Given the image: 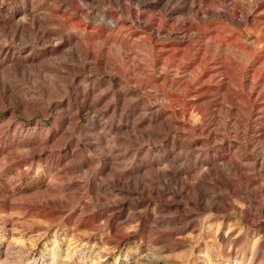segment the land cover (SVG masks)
<instances>
[{"label": "rangeland", "instance_id": "1", "mask_svg": "<svg viewBox=\"0 0 264 264\" xmlns=\"http://www.w3.org/2000/svg\"><path fill=\"white\" fill-rule=\"evenodd\" d=\"M70 2V0H0V21L9 20L12 12L18 8L27 9L28 13L32 12L45 20L47 29L59 34L46 38L42 43H35L32 37L18 39L0 35V43L12 48V54H9L11 59L35 54L38 58L37 62L54 64L62 61L64 60L62 57H67V54L62 51L51 52V44L59 41L60 36L63 39L69 36L71 43L64 49L70 47L88 49L87 51L94 53L95 57L89 58L87 62L99 64L100 69L79 71L77 76L85 75L88 81L77 84V91L73 90V85H70L69 93H64V82L48 72L49 75L45 72L47 77L43 78L44 83L37 78H22L12 74L8 80L10 85L21 95L31 97L37 103V111H26L22 114L0 93V128L2 127L0 148L9 156L7 161L0 155V196L3 191L15 202L28 200L26 205L15 203L12 205L0 198V264H264V166L261 164V153L264 152L262 147L264 145V102H262L264 76L259 77L253 70L254 68L258 70V65L251 66L250 69L247 67V63L260 64L261 60L257 62L261 55H264V18L259 20L258 28L252 23L254 16L259 14L264 16V7L262 9L257 7L264 0L225 2L196 0L194 6L196 10L202 12V20L191 29L178 27L174 22L177 15L163 21L168 9L175 6L169 0H163L152 10L139 8L138 0H119L111 3L104 0H95V2L73 0L75 6H70ZM191 3V1L187 2L188 5ZM235 4L247 13L246 33H242V30L230 21L212 14V12L227 11V8L230 9ZM59 6L62 7L63 12L53 13L50 10ZM125 6L128 7L127 11ZM241 8L234 13L237 19L244 14L239 11ZM70 13L83 18L87 27L82 29L73 22L67 21L70 19ZM112 15L119 20V24L112 23L110 18ZM188 16L185 10L176 19H189ZM212 19H215V23L208 24L213 21ZM100 22L103 25H100ZM9 23L7 21L4 25ZM94 24L99 25L100 28L106 25L107 29L102 31L92 28ZM144 25H149L151 32L160 25L161 30L164 31L160 34L161 40L166 39V32L172 30L174 33L177 32L181 39L185 36L187 39L191 38L192 47L182 48L185 52L179 50L171 52L169 47H156L154 38L148 43L139 40L138 36L132 35V32L136 29L141 30ZM81 30L85 32L82 33ZM115 34L118 36L116 37ZM90 35L95 37L89 39ZM237 39L250 46L248 49L250 53H246L242 48L229 46L231 42L236 44ZM128 46L133 53L126 50ZM199 48L202 50L197 54ZM21 50L24 51L23 54H20ZM192 55L202 57L205 61L213 56L214 60L211 64H216L217 69L215 74L217 76L206 84L211 86V90L207 92V99L212 105L205 122L207 124L204 126L205 130L199 129L203 120L193 111L194 106L186 105L185 108H188L189 113L183 116L182 121L187 123L190 129L188 126L184 129L173 125V128L165 131L162 136H150L148 131L155 130L156 124L164 123L170 116L175 120L179 119L178 112L182 105L169 99V93L184 94V86L177 84L172 86L169 80L170 77L182 74L184 81L195 80L196 73L193 70L176 67V64H186V57ZM233 61L239 65L234 66L235 76L231 79L223 66L225 64L231 66ZM67 63L77 64L71 59ZM116 65L126 72L131 70L132 73L125 77L121 72L113 69ZM197 70L200 72L203 67L199 65ZM154 75L160 79L152 80ZM110 81L115 83L114 87ZM240 81L243 86L238 87L236 83ZM197 86L200 87V84ZM57 87H61L63 91H56ZM107 87L116 91L130 89L137 95L126 98L122 96L117 100L110 97L101 101L105 104L110 99H114L113 101L118 103V110L106 116H97L98 126H94L87 119L92 118V112L90 109L85 110L83 106L93 105L97 101V95L103 91L102 88ZM202 88L200 93L205 91V88L208 89ZM87 91L90 93L83 96L82 94H86ZM48 96L52 97L51 105L48 103ZM129 98H133L132 101H126ZM189 98L195 100L196 95L190 94L187 96V99ZM56 101L63 105L55 108ZM101 103L95 108H101ZM199 103L202 106L208 105L205 100ZM150 105L153 109H145ZM163 108L171 109V112L153 121L154 113L161 112ZM12 111L16 112L20 121L10 127L7 126V122L10 121ZM142 119L147 122L138 125ZM135 123L136 128L125 127ZM117 124L121 125V129L115 130L116 133L107 131L108 126ZM49 130L56 133H49L50 143H43V138ZM115 135L122 138L118 141L114 140ZM20 141H29L33 144L34 156L21 152L20 147L17 146ZM227 143H231L232 147H226ZM105 146H115L111 155H106ZM26 156L32 159L26 160ZM222 156L226 159H220ZM206 160L211 163L209 168L214 171L221 170L224 178L216 181L212 176L205 177L201 191L208 195L202 198L198 197L194 190L175 196L174 182L169 183L165 188L163 182L154 175L157 168L170 163L172 168L182 170L174 181L177 179L185 181L204 168L203 164ZM225 161L229 164H225ZM47 164L49 170L46 169ZM124 170H131V173L125 176L127 179L121 175L122 184L117 188L126 190L130 188L132 193L120 194L107 185L109 180H115ZM23 171L26 173L22 175ZM129 180L133 183L129 184ZM140 181L142 185L139 184ZM42 193L52 194L54 202L45 204L42 200H37V196Z\"/></svg>", "mask_w": 264, "mask_h": 264}, {"label": "bare ground", "instance_id": "2", "mask_svg": "<svg viewBox=\"0 0 264 264\" xmlns=\"http://www.w3.org/2000/svg\"><path fill=\"white\" fill-rule=\"evenodd\" d=\"M71 2L69 3L70 6H75L73 5L72 1L73 0H70ZM85 2V1H91V2H95V0H82V2ZM106 2H116V1H119V0H104ZM163 0H138L137 2V5L139 6V8H145L147 10H152L156 7H158V5L162 2ZM171 2H173L175 4L174 7L172 8H169L168 9V12L165 13L164 17H163V21L169 19V17H173V16H178L179 14H182L185 10L188 12L189 14V19H183V20H180V19H176L177 16L174 18V22L176 23V25H178V27H181V28H185V29H191L192 27L196 26L197 22L198 21H201L202 20V12L200 10H196L195 9V6H194V3L196 0H169ZM188 1H191L192 3L190 5L187 4ZM200 2H202L203 0H199ZM220 2H225L227 0H219ZM261 1V0H260ZM36 2V1H35ZM54 2V1H53ZM64 2H67V1H64ZM128 2V1H127ZM232 2V1H231ZM38 3V2H37ZM119 3V2H118ZM22 4V3H21ZM63 4V3H62ZM213 4V3H212ZM2 5V4H1ZM61 5V3H60ZM97 5V4H96ZM121 5V4H120ZM229 5V4H228ZM56 6V5H55ZM94 6V5H93ZM173 6V5H172ZM96 7V6H95ZM115 7V6H113ZM257 7H261V9L264 7V2H261L260 4H258ZM76 8V7H75ZM111 8V7H110ZM241 8L239 5H234L232 8L230 9H226L227 11H224V12H221V13H215V12H212L213 15L215 16H218V17H221V18H224L228 21H230L232 24H235L237 25L241 30H242V33H246L247 32V28H248V17H247V13L244 12V10L241 8V10L239 11H242L244 12V14L240 17V19H237L235 18L234 16V13L237 12V10ZM120 9V8H119ZM51 11H53V13H60V12H63L62 10V7L59 6L57 8H50ZM66 10V9H65ZM98 10V9H97ZM125 10L127 11L128 10V7L125 6ZM28 10L27 9H19L18 10H15L14 12H12V15L11 17L9 18V20H1L0 21V35L1 36H5L7 38L9 37H16L18 39H21V38H33L34 42L35 43H42L46 38L52 36V35H59L57 32H54V31H51L49 29H47L45 27L46 25V21L43 20L39 15H35L34 13L30 12L28 13L27 12ZM49 11V10H48ZM72 12V10H71ZM74 12V11H73ZM97 12V11H95ZM120 12V11H119ZM65 13V11H64ZM78 13V12H77ZM84 13V12H83ZM262 13V12H261ZM5 14H8V13H5ZM71 14V13H70ZM93 14V13H92ZM259 14V13H258ZM54 15V14H53ZM82 15V14H81ZM110 15V14H109ZM262 15V14H261ZM10 16V15H9ZM43 16V15H42ZM61 16V15H60ZM64 16V15H63ZM57 17V16H56ZM204 17V16H203ZM70 19L67 20V21H71V23L73 22L74 24H76L77 27H81L82 29H85L87 27V23L85 22V20L81 17L76 16L73 14L70 15L69 17ZM85 18H87V15L85 16ZM110 18L112 19V23L114 24H119V20L115 19V17L112 15L110 16ZM214 18V17H213ZM216 18V17H215ZM261 18H264V16H254V19L252 21V23L254 24V27L258 28L259 25V20ZM59 19V18H58ZM99 19V18H98ZM91 20V19H90ZM213 20V19H212ZM215 20V19H214ZM213 21H210L208 22V24H212ZM7 21H9V25H4V23H6ZM87 21V20H86ZM94 21V20H93ZM102 21V20H101ZM96 22V21H95ZM94 22V23H95ZM107 22V21H106ZM261 22V21H260ZM103 23V21H102ZM101 22H100V25H103ZM215 23V22H214ZM218 23V22H217ZM70 24V23H69ZM169 24V23H168ZM220 24V23H218ZM73 25V24H72ZM122 25V23H121ZM74 26V25H73ZM198 26H199V23H198ZM204 26V25H203ZM263 26V25H262ZM68 27V26H67ZM119 27V26H118ZM133 27V26H132ZM131 27V28H132ZM175 27V26H174ZM205 27V26H204ZM210 27V26H209ZM70 28V27H69ZM80 28V29H81ZM92 28H96V29H100V30H106L107 27L106 25L105 26H102L101 28L99 27V25H95L92 27ZM171 28V27H170ZM77 29V28H76ZM115 29V28H114ZM123 29V28H122ZM126 29V28H125ZM202 29V28H201ZM208 29V28H207ZM253 29V28H252ZM110 30V29H109ZM118 30V29H117ZM213 30V29H212ZM92 31V30H90ZM98 31V30H97ZM131 31V30H130ZM215 31V30H214ZM82 32V30H81ZM85 32V31H84ZM82 32V33H84ZM108 32V30H107ZM164 31L161 30V26L159 25V27L154 30V31H150V26L149 25H144L142 27L141 30H133L132 32V35L133 36H138L139 40H143L145 42H149V40L151 38H154V42H155V45L156 47H161V48H165V47H169L171 52L172 51H180V52H185L182 48H186V49H191L192 47V40L191 38L187 39L186 36L185 37H182L179 38L178 35H177V32L174 33V31H167L166 32V39L164 40H161L159 38H161V33H163ZM253 32V31H252ZM112 33V32H111ZM127 33V32H126ZM130 33V32H129ZM193 33V31H192ZM96 34V33H95ZM110 34V33H109ZM186 34V32H185ZM200 34V33H199ZM205 34V33H204ZM203 34V35H204ZM226 34V33H225ZM231 34V33H230ZM229 34V35H230ZM116 35V34H115ZM195 35V34H194ZM73 36V35H72ZM80 36V35H79ZM118 35H116L117 37ZM160 36V37H159ZM192 36V35H191ZM198 36V35H197ZM214 36V35H213ZM78 37V36H77ZM95 36L93 35H90L88 38L89 39H93ZM120 37V36H119ZM118 37V38H119ZM205 37V35H204ZM209 37V36H208ZM106 38V37H105ZM123 38V37H122ZM136 38V37H135ZM202 38V37H201ZM212 39V37H210ZM82 39V38H81ZM125 39V37H124ZM209 39V38H208ZM80 40V38H79ZM98 40V39H97ZM102 40V38H101ZM111 40V39H110ZM122 40V39H121ZM197 40V39H196ZM210 40V39H209ZM208 40V41H209ZM228 40V39H227ZM241 40V39H240ZM239 39H237L236 41V44L234 42H231V44H229V46H236L238 49L239 48H242L246 53L250 51L248 50L250 48V46H248V44L240 41ZM94 41H96V39H94ZM128 41V40H127ZM133 41V40H132ZM137 41V40H136ZM195 41V40H194ZM214 41V40H213ZM212 41V42H213ZM255 41V39H254ZM99 42V41H97ZM105 42V41H104ZM123 42V41H122ZM8 43V42H7ZM71 43V39L70 37L68 36V38H65L63 39L62 36L59 37V41H57L56 43H53L51 44V52L53 51H62L63 53L67 54V57H62L64 60L62 61H59V62H54V64H47L45 61L43 62H37L38 58L37 56H35V54L33 55H24L22 57H17V58H14V59H11L9 57V54H12V48L10 47H6L5 45H3V43L1 44L0 43V93L2 95V97L4 99H6L8 101V103L10 105H14L16 106L20 112L23 114L24 112H32V111H37L36 109V106H37V103L34 102V100L31 98V97H27V96H24V95H21L19 92H17L13 87L12 85H10L9 83V78L12 74H15L16 76H19V77H22V78H37V80H39L41 83H44L45 80H43L44 77H47L46 75L49 73L51 74L52 76L56 77V78H60L63 82H64V93H69L70 92V85H73L74 89L73 90H76L77 91V84L81 83L83 84V82H87L88 79L84 76L82 77H78L77 76V73L79 71H83V70H86V69H90V70H97L99 69V64H91L89 62H87V60L89 58H93L95 57V54L94 53H91L87 50H83V49H79V48H76V47H70L68 49H64L66 46H68L69 44ZM91 43V42H90ZM111 43V42H110ZM116 43V42H115ZM131 43V42H130ZM135 43V41H134ZM202 43V42H201ZM204 43V42H203ZM208 43V42H207ZM219 43V42H218ZM257 43V42H256ZM94 44V42H93ZM11 45V44H10ZM30 45V44H29ZM47 45V44H46ZM45 45V46H46ZM76 45V44H75ZM78 45V44H77ZM100 45V44H99ZM112 45V44H111ZM211 45V44H209ZM219 45V44H218ZM33 46V45H32ZM41 46V45H40ZM113 46V45H112ZM122 46V45H120ZM139 46V45H138ZM146 46V45H145ZM100 47V46H99ZM109 47V46H108ZM137 47V46H136ZM98 48V47H97ZM96 48V49H97ZM106 48V47H105ZM111 48V47H109ZM168 48V49H169ZM217 48V47H216ZM225 48V47H224ZM20 49V48H19ZM30 49V48H28ZM32 49V47H31ZM102 49H103V46H102ZM159 49V48H158ZM210 49V48H209ZM229 49V48H228ZM232 49V48H231ZM64 50V51H63ZM101 50V49H100ZM126 50L132 52V49L131 47H127ZM141 50V49H140ZM201 48H199L197 54H200L201 53ZM226 50V49H225ZM242 50V51H243ZM259 50V49H258ZM15 51V50H14ZM28 50H26L27 52ZM159 51V50H157ZM213 51L215 52L216 50L213 48ZM241 51V52H242ZM25 52V54H26ZM35 52V51H34ZM139 52V51H138ZM161 52V51H160ZM163 52V50H162ZM161 52V53H162ZM165 52V51H164ZM213 52V53H214ZM233 52V51H232ZM240 52V51H239ZM253 52V51H252ZM264 52V51H263ZM24 51H20V54H23ZM29 53V52H28ZM27 53V54H28ZM108 53V52H107ZM133 53V52H132ZM140 53V52H139ZM179 53V52H178ZM225 53V52H224ZM175 54V53H174ZM207 54V53H206ZM232 54V53H230ZM160 55V54H159ZM170 55V54H169ZM218 55V54H217ZM221 55V54H220ZM228 55V53H227ZM239 55V54H238ZM246 55V54H245ZM40 56V55H39ZM156 56V54H155ZM158 56V55H157ZM176 56V55H175ZM183 56V55H181ZM185 56V55H184ZM204 56V54L202 55ZM236 56V55H234ZM253 56V55H252ZM257 56V55H256ZM50 57V56H49ZM129 57V55H128ZM196 57V56H195ZM193 55L192 56H187L186 57V60H187V63L186 64H176V67L178 69H181V68H187V69H190V70H193L195 73H196V76H194V81L190 79L191 82H187V81H184L185 78L184 77H181V76H173V77H170V80H169V83L172 84V86L174 84H177L178 86H184V94L183 93H169V99L171 100H174L176 102H178L179 104L182 105V108L181 110H179L178 112V117L179 119L178 120H175L173 116H170L168 119H166V121L163 123V122H160L158 124H156L155 126V130H150L148 131L150 136H162V134H164L165 131H168L170 130L171 128H173V125H178V128H184L186 129L187 126L189 127L190 129V126L183 122L182 121V118L184 115H186V113L189 111L185 108L187 107L186 105H190L191 107L194 106L195 109H193L194 112H196V114H198L200 116V118L203 120V124H200L199 126V129L201 130H205L206 127H204L205 125H207L205 122L207 121V117H208V112H209V108L210 106L212 105L211 102L207 99V92L209 91V89L211 90V86H206V84L210 83L212 78H214V76H217L215 75L216 72H217V69L215 68V65L216 64H211L212 61L214 60V57L213 56H210L208 57L207 61H205V59H203L202 57H196L195 58ZM237 57V56H236ZM244 57V56H243ZM250 57V56H249ZM97 58V57H96ZM99 58V57H98ZM207 58V57H206ZM248 58V57H247ZM50 59V58H49ZM72 60L74 61L75 63L77 64H68L67 61L68 60ZM132 59V58H131ZM157 59V58H156ZM164 59V58H163ZM170 59V58H169ZM217 59V58H216ZM219 59V58H218ZM249 59V58H248ZM256 59V58H255ZM15 60V61H14ZM140 60V58H139ZM173 60V59H172ZM171 60V61H172ZM222 60V59H221ZM254 60V59H253ZM258 60V59H257ZM261 60V63L263 64H248L247 63V67H251V66H254V65H258L259 69L257 70L256 68H254L253 70L256 72V74L259 76V77H263L264 76V55H261L259 61L257 63H259ZM129 61V60H128ZM135 61V60H134ZM182 61V60H181ZM216 61V60H215ZM218 61V60H217ZM223 61V60H222ZM243 61V60H242ZM247 61V60H246ZM251 61V57L249 59V62ZM9 62H12L11 65H8V66H5L6 64H8ZM256 62V61H254ZM179 63V62H178ZM197 63H201V64H197ZM206 63V64H205ZM217 63V62H216ZM221 63V62H220ZM128 64V63H127ZM126 64V65H127ZM135 64V63H134ZM165 64V63H163ZM110 65V64H109ZM130 65V64H129ZM172 65V64H171ZM174 65V64H173ZM172 65V66H173ZM201 65V67H203V70L202 71H198L197 68L198 66ZM221 65V64H220ZM235 65H239L236 61H233V64L231 66L225 64L223 67L225 69V72L231 77V79L233 78V76H235V74H233V70H234V66ZM260 65V66H259ZM111 66V65H110ZM133 66V65H132ZM131 66V67H132ZM219 66V65H218ZM221 67V66H220ZM112 68V67H111ZM158 68V67H157ZM109 69V68H108ZM113 69L117 70L118 72H121L124 76L127 75V74H131V70L129 72H126L125 70H123L122 68L118 67L117 65L113 67ZM130 69V68H129ZM139 69V68H138ZM143 69V68H141ZM147 69V68H145ZM166 69V68H165ZM172 69V68H171ZM240 69V68H239ZM250 69V68H249ZM100 70V69H99ZM170 70V69H169ZM107 71V70H106ZM141 71V70H140ZM143 71V70H142ZM163 71V70H162ZM173 71V70H172ZM45 72L47 74H45ZM193 72V73H194ZM221 72V71H220ZM142 73V72H141ZM166 72H164L165 74ZM170 73V72H169ZM180 73V72H178ZM187 73V72H186ZM189 73V72H188ZM250 73V71H249ZM254 73V72H253ZM48 74V75H49ZM120 73H118L119 75ZM136 74V73H135ZM158 74V73H157ZM167 74V73H166ZM248 74V73H247ZM169 75V74H168ZM172 75V73L170 74ZM185 75V74H184ZM193 75V74H191ZM227 76V75H226ZM89 77V76H88ZM126 77V76H125ZM135 77V76H134ZM228 77V76H227ZM192 78V77H191ZM205 78H208L207 80ZM258 78V77H257ZM135 79V78H134ZM147 79V78H146ZM160 78L156 75L153 76V79L154 81H157L159 80ZM167 79V77L165 78ZM244 79V78H243ZM21 80V79H20ZM197 80V81H196ZM221 80V79H220ZM245 80V79H244ZM32 81V80H31ZM166 81V80H165ZM164 81V82H165ZM196 81V82H195ZM213 81V80H212ZM246 81V80H245ZM17 82V81H16ZM122 82V80L120 81V83ZM217 82V81H216ZM253 82V80H252ZM21 83V82H20ZM110 83H112V86L114 87L115 83L113 81H110ZM158 83V82H157ZM22 84V83H21ZM89 84V83H88ZM108 84V83H107ZM142 84V83H141ZM199 85L200 84V87H196V85ZM24 85V84H23ZM40 85V84H39ZM38 85V86H39ZM85 85V83H84ZM118 85V84H117ZM126 85V83H125ZM130 85V84H129ZM137 85V84H136ZM158 85V84H156ZM160 85V84H159ZM210 85V84H209ZM212 85V84H211ZM236 85L239 87V86H243V83L242 81H240L239 83H236ZM255 85V84H254ZM253 85V86H254ZM264 85V84H263ZM83 86V85H82ZM110 86V85H108ZM127 86V85H126ZM22 87V86H21ZM85 87V86H84ZM87 87V85H86ZM201 87H207L208 89L205 88V91H203L202 93H200L201 91ZM225 87V86H224ZM252 87V86H251ZM259 87V86H258ZM27 88V87H26ZM37 88V87H36ZM122 88V87H121ZM130 88V87H129ZM139 88V87H138ZM176 88V87H175ZM179 88V87H178ZM182 88V87H181ZM179 88V89H181ZM202 88V89H203ZM254 88V87H253ZM24 89V88H23ZM45 89V88H43ZM60 89V90H59ZM63 89L61 87H57L56 88V91H63ZM119 89V88H118ZM216 89V88H214ZM222 89V88H221ZM22 90V89H21ZM103 91H101L96 97H97V101H95V103L93 105H85L83 106V108L86 110V109H90V111L92 112V118H87L89 120V123H92L94 124V126H98L97 122H96V117L99 116V115H107L108 113H113V112H116L118 110V103L114 102L115 100L114 99H119L120 97H129L131 95H137V93L133 90H130V89H124V90H113L111 87H107L105 89L102 88ZM161 90V89H160ZM218 90V89H217ZM220 90V89H219ZM252 90V89H251ZM261 90V89H260ZM23 91V90H22ZM79 91V90H78ZM91 91V90H90ZM90 91H87L86 94H81L83 96H86L90 93ZM149 91V90H148ZM174 91V90H173ZM183 91V90H182ZM221 91V90H220ZM253 91V90H252ZM28 92V91H27ZM43 92V91H42ZM158 92V91H157ZM215 92V91H214ZM247 92V91H246ZM260 92V91H259ZM34 93V92H33ZM73 93V92H72ZM252 93V92H251ZM263 93V92H261ZM79 94V93H78ZM97 94V93H95ZM161 94V92H160ZM190 94H195L196 95V99L193 100L191 98L187 99V96H189ZM199 94V95H198ZM215 94V93H214ZM229 94V93H228ZM28 95V94H26ZM51 95V94H50ZM159 95V94H157ZM239 95V94H238ZM243 96L245 94H242ZM262 95V94H261ZM153 96V94H152ZM213 96V95H212ZM229 96V95H228ZM246 96V95H245ZM258 96V95H257ZM110 97L114 98V99H110L107 103L105 104H102L101 101H104L106 99H109ZM164 97V95H163ZM224 97V96H223ZM252 97V95H251ZM256 97V96H255ZM260 97V96H259ZM66 98V97H65ZM84 98V97H83ZM93 98V97H92ZM139 98V97H138ZM155 98V97H154ZM257 98V97H256ZM35 99V98H34ZM38 99V98H37ZM95 99V97H94ZM133 98H129L127 99L126 101H132ZM234 99V98H233ZM47 100H48V103L51 105L52 104V97L48 96L47 97ZM73 100V99H72ZM87 100V99H85ZM114 100V101H113ZM146 100V99H145ZM201 100H205V102L208 104L207 106H202L201 103H199V101ZM214 100V99H213ZM225 100V99H224ZM237 101V100H236ZM57 102V101H56ZM87 102V101H86ZM120 102V100H119ZM147 102V101H146ZM161 102V101H160ZM175 102V103H176ZM215 102V101H214ZM213 102V103H214ZM264 102V101H262ZM73 103V102H72ZM75 103V102H74ZM102 104V107L101 108H95L96 105H99V104ZM144 103V102H143ZM222 103V102H221ZM261 103V102H260ZM40 104V103H39ZM83 104V103H82ZM90 104V103H89ZM92 104V103H91ZM177 104V103H176ZM178 104V106H179ZM215 104V103H214ZM213 104V105H214ZM45 105V104H44ZM63 104H60V103H55L54 104V107L55 108H58V107H61ZM79 105V104H78ZM81 105V104H80ZM120 105V104H119ZM144 105V104H143ZM258 105V103H257ZM70 107L72 105H69ZM82 106V105H81ZM225 106V105H224ZM41 107V106H40ZM122 107V105H121ZM128 107V106H127ZM144 107V106H143ZM223 107V105H222ZM238 107V106H237ZM262 108V107H261ZM79 109V108H78ZM141 109V108H140ZM145 109H153V107L150 105V106H147L145 107ZM190 109V108H189ZM232 109V108H231ZM5 110V109H4ZM228 110V109H227ZM233 110V109H232ZM17 111V110H16ZM45 111V110H44ZM59 111V110H58ZM161 112H157L154 113V120L153 121H157L159 118L169 114L171 112V109H166V108H163L162 110H160ZM252 111V110H251ZM192 112V111H191ZM190 112V114H191ZM221 112V111H220ZM231 112V111H230ZM262 112V111H261ZM71 113V112H70ZM74 113V112H73ZM76 113V112H75ZM126 113V112H125ZM34 114V113H33ZM38 114V113H37ZM86 114V113H85ZM236 114V113H235ZM63 115V114H62ZM77 115V114H76ZM84 115V114H83ZM118 115V114H117ZM192 115V114H191ZM220 115V114H218ZM73 116V115H72ZM81 116V115H80ZM190 116V115H189ZM214 116V115H213ZM46 117V116H45ZM85 117V116H84ZM87 117V116H86ZM112 117V116H111ZM110 117V118H111ZM118 117V116H117ZM146 117V116H145ZM239 117V116H238ZM57 118V116H56ZM60 118V117H59ZM74 118V117H73ZM115 118V117H114ZM219 118V117H218ZM217 118V119H218ZM240 118V117H239ZM104 119V118H103ZM123 119V118H122ZM152 119V118H151ZM60 120V119H59ZM64 120V119H63ZM93 120V121H91ZM109 120V119H108ZM125 120V119H124ZM133 120V119H132ZM189 120V119H188ZM191 120V118H190ZM228 120V119H227ZM20 120L18 119L17 117V114L15 111H12L11 113V117H10V121H8L7 123V126H10L12 127V124L14 125L15 123L17 124ZM66 121V120H65ZM112 121V120H111ZM119 121V120H118ZM131 121V120H130ZM129 121V122H130ZM113 122V121H112ZM111 122V123H112ZM138 123V120L136 121ZM147 120H144L142 119L138 125H143L144 123H146ZM218 122V121H216ZM236 122V121H235ZM67 123V122H66ZM115 123V122H114ZM149 123V122H148ZM197 123V122H196ZM225 123V122H224ZM87 124V123H85ZM129 124V123H128ZM232 124V123H231ZM235 124V123H234ZM59 125V124H58ZM102 125V124H101ZM100 125V126H101ZM264 125V124H263ZM64 126V125H63ZM73 126V125H72ZM75 126V125H74ZM86 126V125H85ZM88 126V125H87ZM211 126V125H210ZM17 127V126H16ZM15 127V128H16ZM109 129L107 131H109L110 133H116L115 130L117 129H121V125L120 124H117V125H113V126H108ZM125 127H132V128H136L137 127V124H133L131 126L127 125ZM177 127V126H176ZM208 127V126H207ZM225 127V126H224ZM236 127V126H235ZM238 127V126H237ZM264 127V126H263ZM2 128V127H1ZM0 128V129H1ZM64 128V127H63ZM74 128V127H73ZM81 128V127H80ZM106 128V126H105ZM221 128V127H220ZM246 128V127H245ZM244 128V129H245ZM96 129V128H95ZM94 129V130H95ZM98 129V128H97ZM151 129V127H150ZM147 130V129H145ZM149 130V129H148ZM174 130V129H173ZM193 130V129H192ZM211 130V129H210ZM212 130H213V127H212ZM230 130V129H229ZM47 131V130H46ZM65 131V130H64ZM71 131V130H70ZM105 131V130H104ZM144 131V130H143ZM180 131V130H179ZM183 131V130H182ZM181 131V132H182ZM187 131V130H186ZM202 131V133H203ZM232 131V130H230ZM67 132V131H66ZM65 132V133H66ZM75 132V131H74ZM81 132V131H80ZM137 132V131H136ZM224 132V131H223ZM222 132V133H223ZM248 132V131H247ZM263 132V131H262ZM13 133V132H12ZM49 133H52L50 130L46 133L45 137L43 138V143H50V137H49ZM56 133V131H54L52 134ZM64 133V132H63ZM70 133V132H69ZM91 133V132H90ZM98 133V132H97ZM102 133V132H101ZM264 133V132H263ZM1 134V133H0ZM4 134V133H3ZM61 134V133H60ZM86 134V133H85ZM84 134V135H85ZM136 134V133H135ZM170 134V132H169ZM198 134V133H197ZM208 134V133H207ZM230 134V133H229ZM70 135V134H69ZM75 135V134H74ZM83 135V134H82ZM80 135V136H82ZM88 135V134H87ZM108 135V134H107ZM124 135V134H123ZM122 135V136H123ZM61 136V135H60ZM86 136V135H85ZM97 136V135H96ZM98 136H101V135H98ZM105 136V135H104ZM103 136V137H104ZM116 136V137H115ZM115 139L114 140H119L120 138H118L117 135H115ZM120 136V135H119ZM165 136V135H164ZM203 136V135H202ZM201 136V137H202ZM230 136V135H229ZM66 137V136H65ZM95 137V136H94ZM112 137V138H114ZM197 137V136H196ZM208 137V136H207ZM58 138V137H57ZM78 138V137H77ZM98 139H100L101 137H97ZM110 138V139H112ZM139 138V137H138ZM186 138V137H185ZM188 138V137H187ZM213 138V137H212ZM6 139V138H5ZM81 139H83L81 137ZM170 139V138H169ZM190 139V138H189ZM193 139V138H192ZM203 139V138H202ZM226 139V137H225ZM231 139V138H230ZM3 140V139H2ZM1 140V141H2ZM184 140V139H183ZM182 140V141H183ZM5 141V140H4ZM39 141V140H38ZM155 141V140H154ZM166 141V140H165ZM55 142V141H54ZM103 142V141H102ZM176 142V141H175ZM205 142V141H204ZM262 142V141H261ZM96 143V142H95ZM105 143V142H104ZM172 143V142H171ZM178 143V142H177ZM186 143V142H185ZM216 143V142H215ZM224 143V142H223ZM264 143V142H263ZM40 144V143H39ZM38 144V145H39ZM93 144V143H92ZM106 144V143H105ZM108 144V143H107ZM175 144V143H174ZM183 144V143H182ZM187 144V143H186ZM214 144V143H213ZM218 144V143H217ZM234 144V143H233ZM36 145V144H35ZM55 145V144H54ZM91 145V144H90ZM101 145V143H100ZM110 145V144H108ZM166 145V144H165ZM21 149V152L25 153L26 154H30V155H33L35 154V149L33 147V144L29 141L25 142V141H20L18 143V145ZM53 146V145H52ZM59 146V144H58ZM102 146V145H101ZM117 146V145H116ZM167 146V145H166ZM189 146V145H188ZM226 147L228 148H231L232 145L231 143H227L225 145ZM5 147V146H4ZM129 147V146H128ZM137 147V146H136ZM182 147H185V146H182ZM264 148V145L262 146ZM55 148V147H54ZM89 148V147H88ZM115 146H105L104 148V151L106 153V155L110 154L113 152ZM206 148V147H205ZM11 149V148H10ZM17 149V148H16ZM14 149V150H16ZM98 149V148H97ZM101 149V148H100ZM134 149V148H133ZM137 149V148H136ZM141 149V148H140ZM174 149V148H173ZM200 149V148H199ZM231 150V149H230ZM264 150V149H263ZM75 151V150H74ZM98 151V150H97ZM136 151V150H135ZM166 151V150H165ZM195 151V150H194ZM11 152V151H10ZM103 152V151H102ZM163 152V151H162ZM183 153V151H181ZM7 153V152H6ZM9 153V152H8ZM14 153V152H13ZM74 153V152H73ZM76 153V152H75ZM127 153V152H125ZM173 153V152H172ZM192 155H193V152H191ZM202 153V151H201ZM209 153V152H208ZM138 154V152H137ZM213 154V153H212ZM0 155L6 159L7 161L9 160V156L7 154H5L4 152V149L0 148ZM73 155V154H72ZM78 155V154H77ZM76 155V156H77ZM101 155V154H100ZM124 155V154H123ZM139 155V154H138ZM142 155V154H141ZM179 155V154H177ZM233 155V154H232ZM145 156V154H144ZM176 156V155H175ZM203 156V155H202ZM11 157V156H10ZM73 157V156H72ZM119 157V156H118ZM117 157V158H118ZM122 157V156H121ZM192 157V156H191ZM2 158V159H3ZM178 158V157H177ZM202 158V157H201ZM217 158V157H216ZM28 159H32L28 156H26V160ZM47 159V158H46ZM44 159V161L46 160ZM107 159V158H106ZM159 159V158H158ZM198 159V158H197ZM214 159V158H213ZM220 159L222 160H225L226 158L225 157H221ZM59 160V159H58ZM103 160V159H102ZM144 160V159H143ZM172 160V159H171ZM179 160V159H178ZM30 161V160H29ZM32 161V160H31ZM186 161V160H185ZM261 161H262V166H264V152L261 153ZM6 162V161H5ZM43 162V161H42ZM83 162V161H82ZM110 162V161H109ZM187 162V161H186ZM214 162V161H213ZM24 163V162H23ZM69 163V162H68ZM75 163V162H74ZM73 163V164H74ZM103 163V162H102ZM146 163V162H145ZM225 164H229L228 161L224 162ZM33 164V163H32ZM108 164V163H107ZM211 163L206 160V162L203 164L205 165L204 168L200 169V171L190 177V178H187L184 180H181V179H177L174 181V179L181 174L182 170L181 169H176V168H172L171 164L170 163H166L164 164V166L160 167V168H157L155 170V177L159 180V181H162L163 182V185H165V188L166 186H168L169 183H172L174 182L175 184V190H174V195L177 196V195H183L185 191H188V190H194L196 191L198 197L202 198L204 197L205 195L207 196L208 193L206 194L204 191H201V188L202 186L204 185V178L205 177H208V176H212V178L216 181H219L221 179L224 178V174L221 170H217V171H214L212 170L211 168H209V165ZM135 165V164H134ZM155 165V164H154ZM257 165V164H256ZM69 166V165H67ZM200 166V165H199ZM159 167V166H158ZM136 168V167H135ZM181 168V167H180ZM46 169L49 170L50 167L49 165L47 164L46 166ZM57 169V168H56ZM64 169V168H63ZM89 169V168H88ZM103 169V168H102ZM224 169V168H223ZM57 171V170H56ZM87 172V171H86ZM123 172V171H122ZM135 172V171H134ZM188 172V171H187ZM26 171H23L22 172V175L25 174ZM55 173V172H54ZM66 173V172H65ZM105 173V172H104ZM131 173V170H124V172L122 174H120L119 177H117L115 180H109V182L105 183L107 184L109 187H111L113 190H116L118 191V193L120 194H125V193H132V190L129 188V190H126L124 188H117L118 185H121L122 181H121V175L125 176L127 174ZM228 173V172H227ZM49 174V173H48ZM57 174V173H56ZM61 174V173H60ZM63 174V173H62ZM59 175V174H58ZM153 175V174H152ZM52 176V174H51ZM53 178V177H51ZM127 179V178H125ZM144 179V178H143ZM55 180V179H54ZM53 180V181H54ZM210 180V179H209ZM131 180L128 181L129 184L133 183V182H130ZM142 181V180H141ZM139 182V184L142 185V182ZM213 181V180H212ZM263 183V182H262ZM94 184V183H93ZM264 184V183H263ZM98 185V184H97ZM52 186V185H50ZM96 186V185H95ZM99 186V185H98ZM104 186V185H102ZM59 187V186H58ZM58 187H55L56 189ZM129 187V186H128ZM53 188V187H52ZM51 188V189H52ZM61 188V187H60ZM59 188V189H60ZM103 188V187H102ZM101 188V189H102ZM62 189V188H61ZM68 189V188H67ZM66 189V190H67ZM94 189V188H93ZM71 190V189H70ZM59 191V190H58ZM51 192V191H50ZM62 192V191H61ZM77 192V191H76ZM190 192V191H189ZM59 193V192H58ZM65 193V192H64ZM73 193V192H72ZM104 193V192H103ZM112 193V192H111ZM140 193V192H139ZM61 194V193H60ZM134 194V193H133ZM71 195V194H70ZM99 195V194H98ZM113 195V194H112ZM218 195V194H217ZM65 197V195H63ZM38 199L37 200H42L45 204H50L53 201V198H52V194L50 193H42L40 194L39 196H37ZM56 197V196H55ZM218 197V196H217ZM0 198L4 199V201H6L7 204H19V205H26L28 200L27 199H24V200H21V202H15L13 201L12 199L9 198V196L4 193L2 191V195L0 196ZM57 198V197H56ZM99 199H100V196H99ZM36 200V201H37ZM64 200V199H63ZM209 200V199H208ZM67 201V200H66ZM203 201V200H201ZM39 203V202H38ZM60 203V202H59ZM209 203V201H208ZM133 204V203H132ZM211 204V203H210ZM58 205V204H57ZM55 205V207L57 206ZM99 206V205H98ZM101 206V205H100ZM263 206V205H262ZM101 207H104V206H101ZM136 207V206H135ZM46 208V207H45ZM63 208V207H62ZM42 209V208H41ZM99 209V208H98ZM143 209V208H141ZM48 210V209H47ZM139 212V211H138ZM134 213V212H133ZM105 214V213H104ZM137 214V213H136ZM129 215V214H128ZM143 216V215H142ZM132 217V215H131ZM138 218V217H137ZM132 219V218H131ZM139 219V218H138ZM157 220V219H156ZM180 225V224H178Z\"/></svg>", "mask_w": 264, "mask_h": 264}]
</instances>
